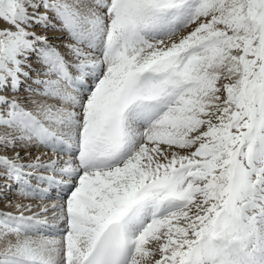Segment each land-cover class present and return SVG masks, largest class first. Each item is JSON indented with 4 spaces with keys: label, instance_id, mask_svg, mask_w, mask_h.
<instances>
[{
    "label": "snow or ice",
    "instance_id": "snow-or-ice-1",
    "mask_svg": "<svg viewBox=\"0 0 264 264\" xmlns=\"http://www.w3.org/2000/svg\"><path fill=\"white\" fill-rule=\"evenodd\" d=\"M0 179V264H264V0H0Z\"/></svg>",
    "mask_w": 264,
    "mask_h": 264
},
{
    "label": "bare ground",
    "instance_id": "bare-ground-1",
    "mask_svg": "<svg viewBox=\"0 0 264 264\" xmlns=\"http://www.w3.org/2000/svg\"><path fill=\"white\" fill-rule=\"evenodd\" d=\"M47 35L50 37V39H52V42L54 44L57 45H62L64 42L66 41V34L57 32L56 30H49L47 32ZM57 37H65L64 40L61 39H56ZM61 51H66L63 47H61ZM33 156L36 155V150L35 149H31ZM40 151H44L43 149H40ZM11 153H9L10 155ZM21 156H24V151L21 150ZM25 159H27V157H25ZM5 183V181L3 179H0V210L3 211H15L14 207H5L6 203L8 201H12L13 205L17 202H21V203H31V204H40V201L36 200V199H32L30 201L28 200H24L22 197H19L17 195V192L15 193V195L11 194L9 195L6 191L8 188L3 187V184ZM2 194L4 195V197L2 196ZM47 204H51L50 202ZM51 214H49L50 217Z\"/></svg>",
    "mask_w": 264,
    "mask_h": 264
}]
</instances>
